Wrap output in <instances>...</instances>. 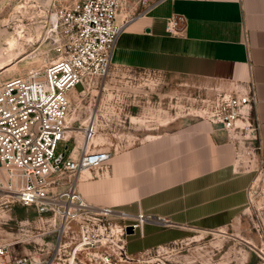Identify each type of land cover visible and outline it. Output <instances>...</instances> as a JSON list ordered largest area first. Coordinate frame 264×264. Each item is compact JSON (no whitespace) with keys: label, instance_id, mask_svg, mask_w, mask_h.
Listing matches in <instances>:
<instances>
[{"label":"crops","instance_id":"1","mask_svg":"<svg viewBox=\"0 0 264 264\" xmlns=\"http://www.w3.org/2000/svg\"><path fill=\"white\" fill-rule=\"evenodd\" d=\"M127 11L124 5L117 25ZM174 15L181 21L172 33L167 23ZM112 63L179 77L204 99L193 118L137 137L96 171L78 173L79 193L92 205L155 218L128 237L130 253L163 248L187 231L240 227L264 158V0H165L123 27ZM249 81L261 152L247 160L235 135L204 116L215 93Z\"/></svg>","mask_w":264,"mask_h":264},{"label":"built area","instance_id":"2","mask_svg":"<svg viewBox=\"0 0 264 264\" xmlns=\"http://www.w3.org/2000/svg\"><path fill=\"white\" fill-rule=\"evenodd\" d=\"M163 1L79 0L69 9L58 10L48 23L46 43L55 58L41 72L9 79L0 87V163L10 174L12 198L21 207L33 209L41 221L47 215L57 220L51 225L46 217L36 233L50 238L47 252L39 254L41 249L30 240L26 243H34L33 252L19 256L14 264H174L160 247L128 251V237L155 218L92 205L79 193L78 173L101 167L109 160V152L90 151L86 145L76 155V147L67 156L65 152L57 155L59 144L72 139L69 127H80L69 122L71 93L83 95L99 86L112 69L132 70L112 63L118 36L126 24ZM124 5L128 11L120 26L116 18ZM179 21L181 17L172 16L167 29L173 33ZM77 85L80 91L75 90ZM256 102L252 82L239 84L215 93L206 103L204 118L234 134L247 154L253 155L261 152L259 145L254 146L259 140L258 124L251 115ZM92 126L83 128L88 139ZM260 164L247 189L243 214L252 220L257 236V244L252 245L257 264H264V158ZM128 227L132 234L127 233ZM10 253L0 244V264L11 258Z\"/></svg>","mask_w":264,"mask_h":264},{"label":"rangeland","instance_id":"3","mask_svg":"<svg viewBox=\"0 0 264 264\" xmlns=\"http://www.w3.org/2000/svg\"><path fill=\"white\" fill-rule=\"evenodd\" d=\"M78 1L0 0V62L8 65L0 70V87L9 79L41 72L55 58L50 46H46L48 23L55 12L69 9ZM80 89V85L75 86L76 91ZM201 99L204 97L193 94L189 84L179 77L147 70L112 69L99 86L83 95L71 94L69 122L76 120L73 126L84 128L95 112L97 134L89 149L114 154L137 137L162 133L173 120L193 118V110L201 107ZM73 131L68 133L72 136L69 143L59 144L58 157L64 152L67 156L73 147L75 154L79 151L84 131ZM240 154L249 159L247 151L242 149ZM9 180V172L0 163V244L11 252V258L4 264H14L19 256L32 253L34 243H26L30 240L41 249L39 254L46 253V243L51 240L36 233L46 217L51 225L57 222L48 215L41 221L33 209L18 205L12 198L15 195L9 188ZM239 225L223 233L187 231L185 238L163 247L162 251L174 264H257L258 258L252 251V245L257 244L253 222L243 214Z\"/></svg>","mask_w":264,"mask_h":264},{"label":"bare ground","instance_id":"4","mask_svg":"<svg viewBox=\"0 0 264 264\" xmlns=\"http://www.w3.org/2000/svg\"><path fill=\"white\" fill-rule=\"evenodd\" d=\"M18 42V41H17ZM9 44H10V46H13V42H9ZM17 45V44H16ZM0 55H1V53H0ZM1 58H3V57H1ZM8 58V57H7ZM3 61H1L0 62V70L1 69H4L6 66H8L7 64H4V63H2ZM73 96H75V93H71ZM95 112H93V113H91V116H90V118H88V121H86V126L88 125V127L90 128L91 126H92V123H93V120H94V118H95ZM76 120H70V124H72V123H74ZM85 127V126H84ZM70 128H72L71 126L69 127V132H72L73 130H71ZM78 129H83L81 126L78 128ZM73 132H75V131H73ZM97 132V128H96V123L92 126V131H91V133H90V139H88V137L87 136H84V138H82V140H81V146H86V145H89L90 143H91V141L94 139V137L96 136V133ZM1 192H9V191H4L3 189H1ZM15 194V193H14ZM5 196H9V195H5ZM13 197V196H12ZM218 232H220V233H223V231H218ZM244 263H246V262H241V264H244Z\"/></svg>","mask_w":264,"mask_h":264},{"label":"water","instance_id":"5","mask_svg":"<svg viewBox=\"0 0 264 264\" xmlns=\"http://www.w3.org/2000/svg\"><path fill=\"white\" fill-rule=\"evenodd\" d=\"M126 231H127L128 234H132V229H131L130 227H128V228L126 229Z\"/></svg>","mask_w":264,"mask_h":264}]
</instances>
